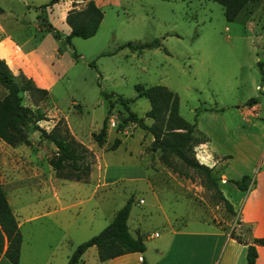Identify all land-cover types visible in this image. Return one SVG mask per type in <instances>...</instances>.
Listing matches in <instances>:
<instances>
[{
    "label": "rangeland",
    "instance_id": "rangeland-1",
    "mask_svg": "<svg viewBox=\"0 0 264 264\" xmlns=\"http://www.w3.org/2000/svg\"><path fill=\"white\" fill-rule=\"evenodd\" d=\"M47 1L0 0L3 8L0 15L5 26L18 39L23 41L27 37L25 45L34 44L42 33H48L44 39L45 48L50 49L53 40L58 39L63 53L60 67L65 74L49 89L48 97L34 104L29 93L22 91V102L46 116L39 120L45 128L50 129L63 118L86 141L91 131L100 129L109 108L102 143L105 149L97 147L99 161L92 150L88 156L91 168H96L91 178L99 181L103 178L100 171L106 170L113 175L147 174L146 179L119 176L115 183L97 187L100 209L96 217L100 218L102 212L107 213L132 196L128 225L134 233V225L139 226L146 249H149L148 257L154 255L153 246L167 240L169 223L174 227L187 225L190 229L209 228L212 223L236 234V216L218 199L215 190L208 187L205 176L185 167L175 156H171L172 159L190 176L165 165L159 158L160 151L149 148L152 135L138 123L123 120L127 111L117 94L133 98L129 102L131 109L150 123L152 119L145 116L150 102L147 97L137 95L135 84L167 85L178 93L180 114L196 122L207 143L223 155H233L230 170L243 171L239 178L244 174L253 177L252 163L258 153L260 158L264 153V0L248 1L233 20L225 18L223 6L215 0L106 2L100 6L103 18L96 33L89 37L72 36L71 44L65 39L68 33L59 29L62 26H54L60 38L53 37L52 31L47 30L51 22L48 7L42 4ZM60 15L63 16V12L59 7H54L50 14L52 21L58 24L62 20ZM38 27L45 31L41 32ZM153 39H158L160 44L119 47L127 41L135 44ZM5 50L0 42V52ZM8 58L13 64V58ZM103 91L115 94L105 98ZM5 92L0 83V98ZM252 96L257 97L256 109L247 113L245 102ZM204 106H213V109H204ZM26 131L30 144L9 145L0 139L3 186L8 191L15 183L33 181L39 186L26 189L20 196L39 194V191L40 194H54L59 189L58 183L64 179L57 176L49 163V157L57 148L33 126H27ZM118 136L122 142L110 148ZM196 152L197 149L195 156L198 158ZM199 157L204 160L201 154ZM92 179L86 184L88 188L95 183ZM228 179L222 188L238 210L241 191L232 178ZM54 185L57 187L53 188ZM10 195L12 197L9 192ZM91 202H85L86 213ZM27 211L18 209L16 215L23 220L31 215ZM106 224L92 222L80 242ZM37 225L38 220H25L20 230L27 241L35 242L43 258L49 257L54 246H50L48 232ZM156 231L159 235H154ZM67 247L64 243L60 249L55 248L52 264L66 262L64 254L60 253ZM236 252L240 261L243 260L239 246ZM86 258L91 264L97 261L91 255Z\"/></svg>",
    "mask_w": 264,
    "mask_h": 264
},
{
    "label": "crops",
    "instance_id": "crops-1",
    "mask_svg": "<svg viewBox=\"0 0 264 264\" xmlns=\"http://www.w3.org/2000/svg\"><path fill=\"white\" fill-rule=\"evenodd\" d=\"M94 1L98 6H102V4L106 2L113 1L119 3L120 0ZM85 2L86 0H58L51 5H47L48 18L53 26L57 28H59L58 26H62L63 28L59 29L62 33L67 34L71 30L70 25L65 20L68 9L74 4L75 7L81 8L85 5ZM54 7H59L61 12H63V16L60 15L62 19L59 21L60 24L55 21L53 22L50 16ZM1 11H3V8ZM39 29L41 32L45 31L44 29ZM52 36L54 37V35ZM46 37H48V33L47 35L42 33L37 42L29 46L25 45L27 37L23 41L18 39L7 29L4 19L0 15V42H2L3 47L6 48L4 53L0 52V57L5 59L10 69L15 74L22 71L26 76L31 77L37 85L50 89L65 72L60 67V60L63 53L60 51L58 39L53 40L50 49H46L44 43ZM8 57L13 58V64L10 63ZM256 105L255 103L251 106H246V112L252 113V111L256 109ZM206 107H212L213 109V106ZM246 119H248V116H246ZM40 123L41 122H39V124ZM68 127L78 140L82 141L90 151L92 150L95 153L96 160L99 161L100 153H98L97 147L105 149V147L103 148L104 143L98 144L92 137V131L88 135L90 138L86 141L81 139L70 125H68ZM109 129L108 127V130ZM152 139L153 136H151L150 143ZM121 142L122 140L120 138V143ZM195 149H197L196 153L200 161L212 166L220 176L219 187L223 194L224 190L222 185L229 182L228 177L234 179L239 178V176L243 174V171L230 170L231 165L229 162L233 155H223V153L215 151V149L207 143L206 138L203 142L196 145ZM200 154L204 157V160L199 157ZM259 154L260 153L257 154V159L254 160L250 168V172H253V177H251L248 188H239L241 191L238 198V202L240 203L239 209L235 210L234 202L229 200L233 206V213L236 216V234L242 235L241 237H243V240L247 242H253L255 237H264V153H262L261 158ZM241 155L242 157L244 156L243 153ZM106 167L108 168V166ZM95 170V167L91 168L90 179H92L91 176H93ZM132 170L135 172V169ZM107 171L108 170L103 172L100 171V175L103 176V178L99 179V181L97 179H92L95 183L89 188L86 184L90 179L88 181H81L64 178L58 183L59 189L54 192V194L50 195H46L48 193L40 194L39 191V194L20 196L26 189L30 187L37 188L39 186L38 183H34L33 181L25 183L20 182L12 185L6 193L8 201L18 220L19 228H21V224L25 220H38L37 227L43 228L48 232L49 237H47L52 241V243L50 242V246H54V250L51 251L49 257L43 258L35 242L27 241L22 235L20 255L17 263H13L5 256V243L3 249L0 250V264H52L51 260L53 259L55 248L57 250L60 249L64 243H67L68 247L64 252L60 253L59 251V253L64 254L67 262L69 254L80 240L84 238L83 236L88 226L94 221L98 224L103 222L108 223L112 219L115 211L121 206L114 207L107 213L102 212L101 217L97 218L96 211L100 209V198H96V188L101 185L115 183L119 176H127L130 179L133 177H140L141 179L147 178V174L144 173L113 175L108 174ZM0 179L2 182V175H0ZM55 187H57V185L53 186V188ZM9 192L12 193V197L11 195L9 196ZM85 192L86 196L84 195ZM25 197H28L27 201L24 200ZM90 201L92 202L87 206L88 212L86 213L85 202L88 203ZM18 209H23L24 211L28 210L27 212H30L31 215L26 216L23 220L19 219L16 215V210ZM130 214L131 211L129 216ZM42 217H44L43 220H40ZM209 225V228L190 229L187 228V225L174 227L169 223L167 240L159 245L153 246L154 255L151 257L147 256V250H149L147 248L144 252H126L101 261L98 257L97 246L90 245L84 250L77 264H91L86 258L88 255H91L97 260H95L96 262H94V264H134L141 261L142 257L146 259L148 264H247V262H244L246 260H244V253L246 255L247 243L238 241L235 237H232L229 232L224 231L212 223H209ZM58 228L61 230L58 231ZM129 229L134 235L141 234L138 225H134L135 233L132 231L130 225ZM154 235H159V233L156 234L154 232ZM238 246L242 249L243 260L241 261V257H239L237 252L235 253ZM256 249V264H264V245L256 243ZM66 262L63 261L62 264H66Z\"/></svg>",
    "mask_w": 264,
    "mask_h": 264
},
{
    "label": "trees",
    "instance_id": "trees-1",
    "mask_svg": "<svg viewBox=\"0 0 264 264\" xmlns=\"http://www.w3.org/2000/svg\"><path fill=\"white\" fill-rule=\"evenodd\" d=\"M56 1L58 0H48L43 5H51ZM215 1L223 6L225 18L233 20L244 4L252 0ZM74 5L68 9L65 17L66 22L71 27L70 32L65 36L69 44H71L72 36L89 37L95 34L103 18V11L94 0H86L85 5L81 8H77ZM47 30L52 31L54 37L60 38L58 29L51 23L47 25ZM159 44L160 41L158 39H153L135 44L127 41L120 44L119 47L142 48L158 46ZM0 83L6 89L5 94L0 98V139L10 145L18 143L30 144L26 127L31 125L40 132V136L49 139L56 146L57 151L49 157V163L57 176L88 181V175L91 170V161L88 158L91 155L89 148L70 132L63 118H59L50 129H47L39 124V120L45 119L46 116L22 102V91L28 92L32 102L38 104L48 97L49 89L37 85L31 77L26 76L22 71L18 74L12 72L8 63L2 57H0ZM135 88L137 95L148 98L150 107L146 110L145 116L150 117L152 122L147 123L144 116L138 115L131 109L129 102L133 98L117 94L118 101L127 111L123 120L134 121L152 134L153 139L149 148L152 151H160L159 158L165 165L171 167L179 174L190 176L187 170H183L172 159L171 156H175L180 159L185 167H191L197 173L204 175L207 179L208 187H212L218 199L222 200L226 208L233 212L231 202L219 187L220 176L212 166L200 162L195 156V146L203 142L205 137L196 127L195 121H189L180 114L178 93L164 84L145 86L141 83H136ZM113 94H115L113 91H103L105 98H109ZM245 103L251 106L257 103V97H249ZM211 108L204 106V109ZM109 111L108 108L100 129L92 132V137L98 144H102L105 140ZM119 143L120 138H114L110 148H115ZM233 181L240 189H247L251 176L244 174L240 178H234ZM132 202L133 197L129 196L115 211L112 219L99 232L79 242L69 254L66 264H77L84 250L90 245L97 246L98 257L101 261L126 252H144L146 250L144 237L141 234H132L128 225ZM230 235L238 241L247 243L246 262L247 264H256V243L264 245V237H255L253 242H247L239 234L230 232ZM21 242L22 234L18 220L0 179V250L3 249L6 243L5 256L13 263H17ZM134 264H148V262L142 257L141 261Z\"/></svg>",
    "mask_w": 264,
    "mask_h": 264
},
{
    "label": "built area",
    "instance_id": "built-area-1",
    "mask_svg": "<svg viewBox=\"0 0 264 264\" xmlns=\"http://www.w3.org/2000/svg\"><path fill=\"white\" fill-rule=\"evenodd\" d=\"M143 201H144V199H143V198H141V199H140V202H143ZM155 233L157 234V232H155Z\"/></svg>",
    "mask_w": 264,
    "mask_h": 264
}]
</instances>
